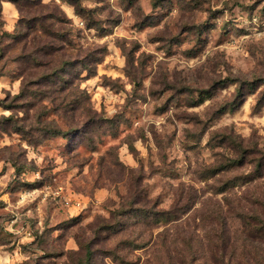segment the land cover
<instances>
[{
  "label": "rangeland",
  "instance_id": "obj_1",
  "mask_svg": "<svg viewBox=\"0 0 264 264\" xmlns=\"http://www.w3.org/2000/svg\"><path fill=\"white\" fill-rule=\"evenodd\" d=\"M0 264H264V0H0Z\"/></svg>",
  "mask_w": 264,
  "mask_h": 264
}]
</instances>
